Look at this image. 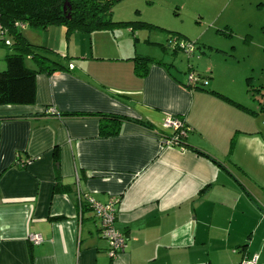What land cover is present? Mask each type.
I'll return each instance as SVG.
<instances>
[{"label":"crops","instance_id":"0c3cea01","mask_svg":"<svg viewBox=\"0 0 264 264\" xmlns=\"http://www.w3.org/2000/svg\"><path fill=\"white\" fill-rule=\"evenodd\" d=\"M20 31L73 67L37 73L34 103L0 105V264H108L85 196L114 201L118 264H264L262 97L251 107L210 76L187 87L172 61L140 77L132 57L155 56L113 28ZM8 52L0 46V70ZM108 115L124 118L116 135L99 133ZM166 116L187 127L180 145L161 141L174 133Z\"/></svg>","mask_w":264,"mask_h":264},{"label":"rangeland","instance_id":"374dc122","mask_svg":"<svg viewBox=\"0 0 264 264\" xmlns=\"http://www.w3.org/2000/svg\"><path fill=\"white\" fill-rule=\"evenodd\" d=\"M111 19L117 36L129 35L124 47L135 40L138 52L172 61L185 82L188 72L200 81L210 76L251 107L252 98L264 100V0H118ZM170 36L193 44L192 51L175 52ZM258 116L264 120V111Z\"/></svg>","mask_w":264,"mask_h":264},{"label":"trees","instance_id":"16d2710c","mask_svg":"<svg viewBox=\"0 0 264 264\" xmlns=\"http://www.w3.org/2000/svg\"><path fill=\"white\" fill-rule=\"evenodd\" d=\"M116 1L118 0H0V46L10 51L4 57L5 68L0 70V105L34 103L37 73L50 74L60 69H71L69 64L65 67L60 63L48 48L27 41L20 31L22 26L45 29L49 26L60 25L64 26L67 32L86 34L98 29H112L114 25H117V22L111 19L112 7ZM120 23L126 24V22ZM6 38L11 40L9 44H5ZM176 49L179 48L174 47L173 50L176 52ZM27 56L34 62V68L26 66ZM132 60L134 72L140 77L147 73L150 62L162 63L167 68L173 65L140 54H135ZM206 82L207 80L203 78V81L198 80L194 83H189L187 80L184 84L187 87L204 88ZM247 90L249 91L248 88ZM257 90L258 93L261 91V89ZM210 92L241 110L251 114L256 113L216 91ZM106 117L111 119V122H102L99 133L104 136L119 133L124 118L113 115ZM182 127L187 130L183 123Z\"/></svg>","mask_w":264,"mask_h":264},{"label":"built area","instance_id":"2783aa9c","mask_svg":"<svg viewBox=\"0 0 264 264\" xmlns=\"http://www.w3.org/2000/svg\"><path fill=\"white\" fill-rule=\"evenodd\" d=\"M170 43L173 47H177L181 50H186L187 52L192 51L193 44L181 41L177 37L170 36ZM5 44H9V41L5 40ZM72 67V64H69V68ZM187 80L189 83H194L200 79L199 77H194L193 73L190 72L187 76ZM49 112H53V108H49ZM164 124L167 128H172L174 130V133L167 139L161 138L162 143L170 146L180 145L181 138H183L187 132L186 129H183L182 122L176 117L166 116ZM85 197L88 205L91 207L96 217L98 218L100 235L107 241L108 264H118V255L125 247V237L119 230L114 227L116 214L113 205L114 201L111 199L106 204H101L91 197ZM27 239L34 245L40 244L42 242V237L39 234L35 233L29 234L27 236ZM255 260L256 258L242 260L240 264H255Z\"/></svg>","mask_w":264,"mask_h":264}]
</instances>
